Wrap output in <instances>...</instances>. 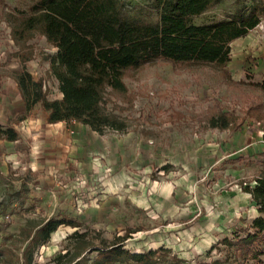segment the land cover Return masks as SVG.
Returning <instances> with one entry per match:
<instances>
[{"label":"rangeland","instance_id":"1","mask_svg":"<svg viewBox=\"0 0 264 264\" xmlns=\"http://www.w3.org/2000/svg\"><path fill=\"white\" fill-rule=\"evenodd\" d=\"M35 1L0 0L2 129L24 114L11 79L21 70L18 55L31 54L26 69L48 100L61 98L49 75L56 50L39 34L22 50L12 40L9 16ZM119 1L126 15L156 19L154 0ZM257 1L224 0L192 22L223 20ZM263 79L264 22L231 44L224 68L158 62L126 73L125 97L106 105L127 125L124 134L98 136L74 122L48 126L36 106L13 126L18 141L0 140V247L28 223L70 220L81 228H58L33 264H53L72 250L76 231L90 247L129 236L124 248L133 254L161 249L154 264H264V245L259 259L243 260L237 247L222 244L244 238L259 216L243 188L264 171V93L251 86ZM219 113L234 130L208 128Z\"/></svg>","mask_w":264,"mask_h":264},{"label":"trees","instance_id":"2","mask_svg":"<svg viewBox=\"0 0 264 264\" xmlns=\"http://www.w3.org/2000/svg\"><path fill=\"white\" fill-rule=\"evenodd\" d=\"M224 0H154L156 19L123 12L119 0H36L27 11L9 16L11 35L19 50L34 34L44 37L56 50L49 59V75L58 85L61 98L48 100L41 80L26 69L31 54H20V72L11 76L23 103L24 114L0 128V140L14 143L18 133L14 125L23 122L36 106L47 115L48 125L78 123L98 136L114 132L124 134L127 125L107 112L111 97L123 99L127 93L126 73L158 62L173 65L224 68L230 61L231 44L245 38L264 22V0H258L243 12L215 22L195 25L199 17ZM264 93V79L252 83ZM208 128L234 130L223 113L210 117ZM167 167L163 168L168 172ZM243 192L251 197L258 217L253 219L244 238L223 245L237 247L243 260L259 259L264 245V171L246 185ZM60 227L79 230L81 224L70 220H47L38 225L28 223L10 246L0 247V264H33L34 252L44 246ZM129 236L112 242L101 240L90 247L78 231L68 240L73 247L58 254L53 264H154L156 251L133 254L124 248ZM20 244L21 247L17 245ZM72 252V253H71ZM96 254L95 259L81 256ZM78 259H80L78 261Z\"/></svg>","mask_w":264,"mask_h":264},{"label":"crops","instance_id":"3","mask_svg":"<svg viewBox=\"0 0 264 264\" xmlns=\"http://www.w3.org/2000/svg\"><path fill=\"white\" fill-rule=\"evenodd\" d=\"M45 115H46V114H45ZM46 117H47V115H46ZM46 117H45V122H46ZM27 119H28V117H27L24 121H26ZM24 121H23V122H24ZM21 123H22V122H21ZM46 123H47V122H46ZM61 124H63V123H58V124H54V125H48V124H47V125H48V126H52V127H53V126H56V127H57V126H60ZM40 248H41V247H39L38 249H40ZM38 249H37V250H38ZM37 250H36L35 252H37ZM35 252H34V254H35ZM33 257H34V256H33Z\"/></svg>","mask_w":264,"mask_h":264}]
</instances>
